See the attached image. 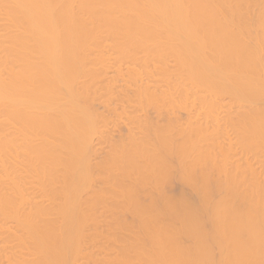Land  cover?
<instances>
[{
	"label": "bare ground",
	"instance_id": "6f19581e",
	"mask_svg": "<svg viewBox=\"0 0 264 264\" xmlns=\"http://www.w3.org/2000/svg\"><path fill=\"white\" fill-rule=\"evenodd\" d=\"M0 264H264V0H0Z\"/></svg>",
	"mask_w": 264,
	"mask_h": 264
},
{
	"label": "rangeland",
	"instance_id": "374dc122",
	"mask_svg": "<svg viewBox=\"0 0 264 264\" xmlns=\"http://www.w3.org/2000/svg\"><path fill=\"white\" fill-rule=\"evenodd\" d=\"M117 106H118V108L120 107L119 105H117ZM148 106H149V105H148ZM150 106H151V105H150ZM102 107H104V106H102ZM102 107H100V109H102ZM97 108L99 109V105H98ZM116 108H117V107H116ZM118 108H117L116 112H117L118 110H120V109H118ZM145 108H147V106H146ZM145 108H144V109H145ZM161 108H162V107H161ZM175 108H176V107H175ZM98 109H97V110H98ZM100 109H99V110H100ZM144 109H143V111H144ZM148 109H150V107L147 108V109H145V110H147V111H145V112H146V115H147V113L150 112V110H151V112H150L149 114L152 113L151 115H153V114H154V112L152 111L153 108L150 109L149 112H148ZM177 109H178V111H177ZM180 109H181V110H180ZM104 110H106V109L104 108V109L102 110V112H103ZM153 110H154V109H153ZM163 110H164V109H163ZM163 110H162V111H163ZM168 110H169V109H168ZM182 110H183V109H182L181 107H180V108H176V110L174 109V111L172 112V116H173V113H174L175 111H177V112H178L177 114H179V115L182 116V119H181V117H178V118H180L181 120H184L186 114H185L184 110H183V111H182ZM154 111H155V110H154ZM169 111H170V110H169ZM98 112H99V111H98ZM110 112H111V111H110ZM114 112H115V111H114ZM114 112H113V113H114ZM116 112H115V113H116ZM163 112H164V111H163ZM165 112H167V111L165 110ZM165 112H164V115H165ZM99 113H100V112H99ZM113 113L111 112L112 116L114 115ZM117 113H118V114H117L118 116L121 114V113H119V112H117ZM167 113H168V112H167ZM175 113H176V112H175ZM175 113H174V115H175ZM101 114H102V113H101ZM103 114H104V113H103ZM107 114H108V112H107ZM109 114H110V113H109ZM109 114H108V115H109ZM111 114H110V115H111ZM168 114H169V113H168ZM108 115H107V116H108ZM154 115H155V114H154ZM170 115H171V114H170ZM105 116H106V112H105ZM107 116H106V117H107ZM112 116H109V117H112ZM114 116H115V115H114ZM114 116H113V119H114ZM118 116H117V117L115 116L116 119H115L114 121H117L118 119H119V121H120L121 119L124 121V119H126V117L123 116V114L120 115V116H123V118L125 117L124 119H123V118H118ZM177 116H178V115H177ZM177 116H176V117H177ZM146 117H147V116H146ZM166 117H168V116L165 115V118H166ZM174 117H175V116H174ZM174 117H173V118H174ZM176 117H175V118H176ZM134 118H135V117H134ZM148 118L150 119V117H148ZM153 118H154V116H153ZM153 118H152V119H153ZM168 118H169V117H168ZM171 118H172V117H170V119H171ZM113 119H112V120H113ZM149 119H147V120H149ZM112 120H111V118H110V119H109V122L112 121ZM150 120H151V119H150ZM165 120H166V119H165ZM167 120H168V119H167ZM126 121H129V119L127 118ZM151 121H152V123H153V122H154V119L151 120ZM151 121H149V122H151ZM107 122H108V121H107ZM109 122H108L109 129H111V128H110L111 126H112V129H113V128H114L113 126H115V124H112V123H111V126H110V125H109V124H110ZM112 122H113V121H112ZM129 122H130V121H129ZM113 123H114V122H113ZM115 123H116V122H115ZM117 124H118V122H117ZM117 124H116V127L118 128V130H114V129H113V130H114V131H112L113 133L111 132V133L113 134L114 138H115L114 140H116V139L119 140V138L121 139V138H122L121 136H124L123 138H126L124 134H127L126 131H125V130H127V129L124 128V127H127V124H128V123L126 124V126L124 125L125 123H123V125H124V126H123L122 123H121V121H120V125H121V126H119V127L117 126ZM109 129H108V130H109ZM115 129H116V128H115ZM124 129H125V130H124ZM119 130H120V131H119ZM123 130L125 131L124 134L122 133ZM116 131H117V133H116ZM121 131H122V132H121ZM119 132H121L122 135H121V133H120L121 136L118 138L117 135H118ZM109 134H110V133H109ZM114 134H115V135H114ZM118 136H119V135H118ZM109 137H111V135H110ZM109 139H110V138H109ZM114 140H113V141H114ZM97 141H98V140H97ZM113 141H112V138H111V142H113ZM119 141H122V139L119 140ZM119 141H117V142H119ZM95 142H96V141H95ZM99 142H100V141H99ZM117 142H116V143H117ZM101 144H102V143H100V145H101ZM103 144L105 145V144H108V143L105 142V143H103ZM103 144H102V145H103ZM113 144H115V143L113 142ZM117 144H119V143H117ZM96 145L98 146L99 144H96ZM102 145H101V146H102ZM101 146H100L99 148L96 147V149L98 148V150H97L98 152H99V149L101 148ZM103 147H104V146H103ZM104 148H105V147H104ZM104 148H101V149H104ZM107 149H109V148H107V146H106V149H105V150H107ZM98 152H97V153H98ZM103 152H104V151H103ZM106 152H107V151H105L104 153H106ZM99 153H100V154H99ZM99 153H98L97 155H99V156H101V154L103 155V153H101V152H99ZM103 156H104V155H103ZM103 156H101V157L103 158ZM101 157L99 158L98 156H96V157H95L96 159L94 160V162L99 163V162L102 160ZM174 182H175V181H173V184L171 183V184H172V185H170V186H172L171 188H169L170 186H169V184H168V188H169V189L166 188V189L164 190V191H166V192L162 191L163 193H165V196H168V195H166V193H167V194L169 193V194H171V195L175 194V196H173V197H176V194L178 193V191H181V189H180L181 187H179V185H178L177 183H174ZM177 185H178V186H177ZM164 186H165V185H164ZM165 187H167V185H166ZM165 187H164V188H165ZM174 187H175V188H174ZM139 188H140V187H139ZM143 188H144V187H142L141 191L143 190ZM164 188H163V189H164ZM146 189H148V188L146 187L145 190H146ZM175 189H177V191H176ZM178 189H179V190H178ZM171 190H172V192H171ZM141 191L138 190V193H139L138 195H140V192H141ZM143 191H144V190H143ZM143 191L141 192V196L143 195L142 193H146V195H143V197H144V196H147V193H148L149 189L147 190V192H146V191L143 192ZM162 192H161V194H163ZM179 193H180V192H179ZM179 193H178L177 195H179ZM140 198H141V197H140ZM144 198H146L147 201L149 202V199H148L149 197H144ZM144 198H143V199H144ZM141 199H142V198H141ZM146 199H145V200H146ZM145 200H142V201H140V202L142 203V202L144 201L145 204L148 203V202H146ZM145 204L142 203L143 206H144ZM145 206H146V205H145ZM128 212H129V211H128ZM128 212H125V213H124V212H121V213H123V214L126 216V213H128ZM119 213H120V212H119ZM129 214H130V213H129ZM129 214H127V216H128ZM117 216H118V217H119V216L122 217V218L119 219V220H123V215H122V214H121V215L118 214ZM120 217H119V218H120ZM128 217H129V216H128ZM128 217H127V219H128L127 221L130 222V221L132 220V218L129 220ZM124 221L126 222V218H125Z\"/></svg>",
	"mask_w": 264,
	"mask_h": 264
}]
</instances>
